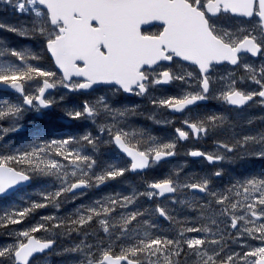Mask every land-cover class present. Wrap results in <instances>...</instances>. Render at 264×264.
<instances>
[{"label":"snow or ice","instance_id":"obj_1","mask_svg":"<svg viewBox=\"0 0 264 264\" xmlns=\"http://www.w3.org/2000/svg\"><path fill=\"white\" fill-rule=\"evenodd\" d=\"M0 3L13 15L27 17L15 24L0 19V30L37 42L35 49H17L0 39V85L18 95L17 100L0 97V141L22 130L19 121L25 112L45 115V110L61 103V118L91 121L98 133L85 130L63 139H37L15 149L0 144V197L37 179L49 181L39 191V199L30 200L27 207L0 211V234L14 237L12 243L0 245V264H33L38 255L49 253L73 256L71 264H264V166L255 168V160L264 161V128L233 136L231 142L217 141L223 152L186 153L212 165L225 160L238 164L239 176L224 189L211 187L215 178L225 174L222 167L196 182L183 183L177 168L166 178L144 180L145 191L132 188L127 195L107 194L65 216L57 214L69 198L79 199L90 188L167 162L177 155V141L187 140L190 132L207 136L237 126L223 113L195 122L185 119L183 124L190 131L176 128V139L167 142L149 135L148 146L142 150L144 130H126V118L136 115L138 106L115 107L110 103L113 96L146 97L152 105L178 113L212 99L237 109H264V63L257 67L246 62L249 54L264 57V0ZM152 22H159L157 31H145L143 26ZM45 56L51 61L49 68L30 62ZM184 62L194 70H186ZM225 63L242 68L243 75L229 72L214 79L215 67ZM37 78L42 79L35 91H26V83ZM175 82L183 86L179 95H155ZM218 82L223 86L214 90ZM57 88L65 90L59 99L46 95ZM95 92L104 94L79 104L66 102L69 94ZM149 118L157 124L171 123ZM101 119L105 122H98ZM258 119L264 121V116ZM4 122L9 126L4 127ZM104 149L126 157V165L106 161L96 172L97 154ZM185 190L193 198L178 202L197 213L194 220L179 218L161 203L136 207L141 197L154 201L166 194L175 203L176 194ZM197 192L205 194L207 201L196 199ZM50 206L57 212L16 229L33 212ZM161 218L169 223L167 230L158 223ZM61 239L68 240L69 246L57 251Z\"/></svg>","mask_w":264,"mask_h":264},{"label":"flooded vegetation","instance_id":"obj_2","mask_svg":"<svg viewBox=\"0 0 264 264\" xmlns=\"http://www.w3.org/2000/svg\"><path fill=\"white\" fill-rule=\"evenodd\" d=\"M231 23L234 25L236 22L232 21ZM145 31L154 32L157 31V27H154L153 30L147 29ZM246 62L253 63L254 66L258 67L261 63H264V57L258 56L257 58H253L250 55H248ZM184 68L189 71L194 70L192 67H189L188 65L185 66ZM234 68L235 69H232L231 67L229 68L228 65H223L222 68L215 69L212 75L216 70H221L222 72L225 70H229L231 72H236L238 76L243 75L242 68H238L237 66ZM175 84L176 82L171 85L164 86L163 91H168L167 87H171L172 85L175 86ZM248 84L251 88L256 87L255 85H251L250 82H248ZM103 94H104L103 92H95L88 95L73 94V98L75 104H79L84 99L95 100L97 96ZM108 95L111 96V93H108ZM110 103H112L113 106L115 107H120L121 105H128L129 107L138 106L137 114L126 118V123L128 125V129L126 130H131L133 128L140 130L143 126H149L153 122V119L149 118L152 117V114L150 113V109H149L152 103L146 97L120 94L113 96L112 99L110 100ZM235 109L240 110L237 108L226 106L225 104H222V102L218 103L217 101L212 99V100H208L207 104L205 105H197L193 108L187 109L184 113L179 115L177 119L180 127L186 128V126L183 124V121L185 119L195 122L199 119L205 118V116L209 114L223 112L224 110L232 111ZM165 114L170 117H173L168 113V111ZM237 118H239V115H235V114H233L230 117V119L232 120ZM98 122H105V121L101 119ZM73 123H74V127L73 130L71 131V134L73 135L75 132H77L78 134H83L85 130L92 131L94 134H98L96 130V125L93 124L91 121H75ZM186 131H190V130L186 128ZM222 134H224L227 137L235 136V132L229 130L226 131L217 130L213 133H210L207 136L201 134L199 137H195L190 132L189 138L187 140L177 141V148H176L177 155H175L170 162L161 163L159 165L153 166L152 168L148 169L145 173L142 174H131L128 172L125 174L124 177L118 178L117 180L111 182L122 181L125 179V177L129 176L130 179L132 180V183L136 185V189H138L139 191H145L146 185L143 183V181L159 180L161 171H174L175 169L180 168L182 171L180 175V182L183 183L186 180H190L191 182H196V180H198L201 176L209 174L217 170L218 168L222 167L224 169L225 174L220 178H215L213 180V184L211 185L213 190H221L227 187L234 178L239 176L241 170L239 169L238 164L230 163L228 160H225L222 162H218L215 165H212L201 157H197V158L190 157L187 156L186 153L189 150H196V149L205 152H214V151L223 152L222 149L217 148V144H216L217 141L228 142L224 139H221L223 136ZM104 138L106 139L107 137L104 136ZM173 139H176V134L175 137L171 138V140ZM140 146L141 149L143 150V148L148 146V142L146 143L143 139H140ZM86 153H88L89 155L91 154L90 150H87ZM97 156H98V166L96 167L95 171H100L101 167H103L106 161L117 163L120 166H125L127 163V160L124 159L122 156H117L114 152L109 151L107 149H104L101 153L97 154ZM261 166L264 165L255 163L256 169H259ZM162 174L169 175V172H163ZM131 190L129 191V193L131 192ZM115 192L123 193L125 192V190L119 189V190H115ZM186 192L189 193V191L187 190L178 192L176 194V198L183 197L184 200L192 199L193 197L190 194H185ZM195 198L198 199L200 202H206L208 199L206 195L200 197L195 196ZM156 203H161L162 205L167 206L170 209H173V214L181 219L188 217L194 220L197 215V213L194 210L191 213H188L187 211L189 208L186 205L180 206L181 203H179L178 201L174 203L172 198L169 197H157L154 201H149L146 197H141L136 207H140L141 209L150 208V207H154ZM158 223L160 224L161 228L165 230H167L170 227L169 223L163 220L162 218L159 219ZM189 235H194V234H189ZM56 250L57 251L60 250L58 245ZM61 260H63L62 262H66V264H71V262L73 261L72 258L69 259L61 258ZM37 262H39V264H59V256L52 253H49L47 255H41L40 257L37 256L36 259L33 261V264H37Z\"/></svg>","mask_w":264,"mask_h":264},{"label":"rangeland","instance_id":"obj_3","mask_svg":"<svg viewBox=\"0 0 264 264\" xmlns=\"http://www.w3.org/2000/svg\"><path fill=\"white\" fill-rule=\"evenodd\" d=\"M0 19H3L4 21H6V22H8V23H13V24H15V23H17L18 21H23V20H25V19H27V17H24V16H15V15H13L10 11H6L5 10V5L3 4V3H0ZM6 33H10V32H7V31H3V30H0V36L1 35H3V34H6ZM15 34V33H14ZM16 35V34H15ZM16 37H19V36H17L16 35ZM20 38H22V39H24V40H26L27 42L25 43V44H27L26 46H28V45H31L32 43H33V40H30V39H28V38H25V37H20ZM17 41H18V43H21V41L19 40V39H17ZM220 77V75H217V76H215V79H217V78H219ZM218 80V79H217ZM40 81L41 80H33V81H30V82H27V84H28V92L29 93H32V92H34L35 91V89L39 86V84L38 83H40ZM217 87H218V85H220V87H222L223 86V84L222 83H220V82H218L217 84ZM64 93V90L63 89H61V88H57L56 89V92H54V94L52 95V97H56L57 99H59V96L60 95H62ZM0 97H3V96H0ZM255 109H257L256 107H254V108H248V110L243 114V115H246L247 116V118H252V117H256V116H258L259 114H258V112L255 110ZM29 114H31V115H33V114H35V115H38L37 113H35V112H32V111H28V112H25L24 113V115H23V118L19 121V124L20 125H26L27 123H25V121H26V118H28L29 117ZM4 126V125H3ZM9 125L8 124H6V126H4V127H8ZM24 127V126H23ZM22 127V128H23ZM88 192L86 191V194H87ZM81 198V197H80ZM74 201V200H73ZM0 205L1 206H4L5 204L3 203V202H0ZM12 208V206H10L9 208L7 207V208H5V210H10ZM42 216H39L38 214H35V215H33V216H29V217H27L25 220H24V222L21 224V225H17L16 226V229L17 230H21V229H23V228H27V227H29L31 224H33L34 222H38L39 220H40V218H41ZM6 231H11V229H8V230H6ZM39 235H46V234H44V233H40ZM2 236L3 237H5V239H6V241L8 242V243H12L13 242V240H14V237H10V236H8L6 233L5 234H2ZM258 241H249V243L250 244H253V245H258V243H257ZM60 246V248L61 247H64V244H60L59 245ZM59 257H62V256H59ZM73 257V256H72ZM63 260H61V258H59V264H62L63 262H62Z\"/></svg>","mask_w":264,"mask_h":264},{"label":"trees","instance_id":"obj_4","mask_svg":"<svg viewBox=\"0 0 264 264\" xmlns=\"http://www.w3.org/2000/svg\"><path fill=\"white\" fill-rule=\"evenodd\" d=\"M11 39H16V36H14L13 34H7L6 36V40H8L9 42H11ZM17 40V39H16ZM25 40H23L24 42ZM32 44H37L36 41H33ZM17 49H21L19 48L18 45L15 46ZM31 63H33L34 65H38L40 66V63L43 62L45 65H47L48 67H51V62L48 59L47 56H45L42 60L40 61H30ZM10 99L12 100H17L15 97H11ZM38 122V121H37ZM5 123V122H4ZM42 124V121L39 120V127ZM58 131L57 128L56 129H47L45 130V127L43 128H36L32 133L29 131H21L18 133H12V134H7L4 137L3 141H0V144H4V145H8L10 148L15 149V148H22L24 146H26L28 143L37 140V139H44V140H51V139H61L60 136L58 135ZM67 136H65L66 138ZM7 154V153H5ZM37 181L36 184H33L30 187V194L31 195H37L39 191L41 190V188L44 185H40V184H46L49 181L44 180V179H37L35 180V182ZM40 185V186H39ZM3 209L0 207V211H2Z\"/></svg>","mask_w":264,"mask_h":264},{"label":"water","instance_id":"obj_5","mask_svg":"<svg viewBox=\"0 0 264 264\" xmlns=\"http://www.w3.org/2000/svg\"><path fill=\"white\" fill-rule=\"evenodd\" d=\"M152 23H154V22H152ZM158 23H159V22H158ZM0 90H8V89H5L3 85H0ZM51 90H52V89H51ZM51 90H48V92L51 91ZM8 91H11V90H8ZM11 92H13V91H11Z\"/></svg>","mask_w":264,"mask_h":264}]
</instances>
